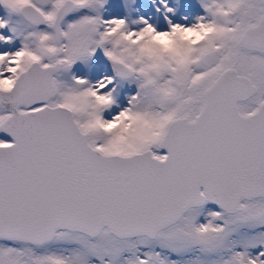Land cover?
Returning a JSON list of instances; mask_svg holds the SVG:
<instances>
[{
    "label": "snow or ice",
    "instance_id": "1",
    "mask_svg": "<svg viewBox=\"0 0 264 264\" xmlns=\"http://www.w3.org/2000/svg\"><path fill=\"white\" fill-rule=\"evenodd\" d=\"M0 264H264V0H0Z\"/></svg>",
    "mask_w": 264,
    "mask_h": 264
}]
</instances>
